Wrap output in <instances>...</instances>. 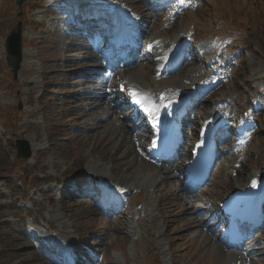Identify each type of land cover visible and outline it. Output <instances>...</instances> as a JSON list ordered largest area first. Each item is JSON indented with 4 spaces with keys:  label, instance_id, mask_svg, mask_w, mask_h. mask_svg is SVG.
Segmentation results:
<instances>
[{
    "label": "rangeland",
    "instance_id": "obj_1",
    "mask_svg": "<svg viewBox=\"0 0 264 264\" xmlns=\"http://www.w3.org/2000/svg\"><path fill=\"white\" fill-rule=\"evenodd\" d=\"M35 2L30 0L19 7L15 0H0V264H48L32 242H39V248L52 258L53 251L59 250L54 243L57 238L72 250L73 257L77 256V248L84 256L82 262L69 259L70 264H245L243 259L231 257V253L239 252L231 251L227 256L220 240L214 241L209 235L204 237L198 226L202 223L192 211H196L194 206L202 209L207 201H218L228 191L247 184L256 169L264 168V125L261 123L262 128L258 130L256 124L255 137L247 149L243 146L245 163L238 166L240 148L238 159L231 165L225 162L218 166L211 184L197 194L198 202L189 208L192 203L184 201L185 194L176 192L179 178L173 173V165L171 170L166 168L165 171H170L168 174H160L155 179L151 176L158 173L156 168L140 160L137 153L132 155L128 151L135 150L134 143L124 142L122 131L115 129L117 126L108 127L114 121L113 116L104 126L108 129L99 128L107 116L89 104L88 94L83 96L87 88L89 93L96 84H85L84 76L87 78L88 74L78 72L84 69L82 59L88 55L84 50L88 51L89 45L85 43L84 50L79 48L77 41L73 42L77 35L63 33V27L58 26L60 22L53 15L32 12ZM120 3L122 7L127 6L126 11L130 5L148 19L152 17L148 21L149 26L153 24L152 39L161 35L169 41L181 33L194 32L197 41L194 48L200 53L197 58L205 57V66L211 63V58L219 57L213 52L216 34L230 35L237 40V45L221 51L222 62L213 69L217 72L223 69L222 75L227 74L223 78L229 77L228 82L204 109L193 115L194 123L209 110L211 103L222 99H228L225 105L231 114H244V110H252L250 101L256 97L264 112V88L259 92L264 81V0L196 2L197 6L177 15L172 30L161 22L164 17L151 16L141 0ZM19 22L23 24V49L29 55L15 78L6 63L5 41ZM97 57L84 60L91 64L92 58ZM191 57L196 58V54ZM147 64L134 67L125 76L141 77L149 82L146 85L155 88V68H151V61ZM203 65L198 63L178 71L167 83L185 86L186 74L200 67L204 70ZM97 95L102 92L97 91ZM261 119L264 113L260 116L262 122ZM192 128L186 133L191 134ZM18 139L26 140L31 147L29 159L17 157L15 141ZM231 143L236 147V141ZM96 162L102 165V177L108 179V185L120 181L141 182L138 188L129 189V209L117 219L102 214V205H99L102 193L95 191L91 181L89 186L87 181H81L83 190L92 192L91 196H82V188L74 187L79 180L97 175L90 170ZM24 176L35 189L29 190L32 186L26 184ZM46 176L52 177L53 182L48 183ZM164 177H169L167 181L171 184L167 182L165 186L171 196L160 207L164 213L154 211L163 227L164 236H161L144 207L147 203H157L160 194L157 190L149 191L148 186ZM160 190L164 192L165 187ZM168 218L169 222L165 223ZM197 219L200 224L195 223ZM209 224L208 228L215 225L212 221ZM221 234L218 231L216 237L221 238ZM254 239L249 248L252 264H264V229Z\"/></svg>",
    "mask_w": 264,
    "mask_h": 264
},
{
    "label": "bare ground",
    "instance_id": "obj_2",
    "mask_svg": "<svg viewBox=\"0 0 264 264\" xmlns=\"http://www.w3.org/2000/svg\"><path fill=\"white\" fill-rule=\"evenodd\" d=\"M87 14H91L90 12L89 13H87ZM93 15V14H92ZM119 18L121 19V20H123V18L121 17V16H119ZM96 30V29H95ZM94 30V31H95ZM93 31V32H94ZM89 33H92V32H89ZM87 44V43H86ZM90 44V43H89ZM90 46H91V44H90ZM92 47V46H91ZM29 54H27V53H25L24 54V60H25V62H26V59L28 58L27 56H28ZM96 61H98L99 62V64H89V65H91V66H93V67H91V69L90 70H88V72H83L82 74H89V73H91V71H92V69H95V70H93V71H96L97 72V77L96 78H93V80H96L95 81V87H94V89H93V91H91V92H89L88 93V88L84 91V93H83V96H87V94L89 95V98L87 99V101L89 102V104L90 105H92V106H96V109H101L102 111H103V115L104 116H107L106 117V119H104V120H102L100 123H99V128L100 129H102V128H105V129H108V127L111 129L112 128V126H110V125H113V126H117L115 129L116 130H118V128L120 129V131H122V134H121V137L123 138V141L124 142H126V143H129V145H131V141H132V138H131V136H130V134H129V132H128V129H127V125H125V120L126 119H130L129 117H127V116H121V115H118L117 113H118V111H116V106H113V105H111V102L109 101V99H108V94H107V91H109L110 89H111V84H110V82H106L105 81V79H104V77L102 78L101 77V75H100V73H101V69H103V67L101 66V64H102V59H101V57L100 56H98L97 58H92V61L91 62H96ZM92 74V73H91ZM87 79H89V75L87 76ZM102 80V81H101ZM140 80H142L141 79V77L139 78V80H138V78L137 77H135V79H132V84H136V85H139V82H140ZM86 83H91V81H89V82H85V84ZM100 84V85H99ZM86 87V86H85ZM133 87V86H132ZM165 87V86H164ZM164 87L163 88H159L158 87V91H160V93L161 92H163L164 90ZM136 88H138V87H136ZM97 91H100V92H102L103 94H105V95H97ZM141 89H135V93L137 94V96H139L140 97V100H141V102H142V104H144V105H149L152 101H154V100H159V99H157V97L155 98V97H150V98H147L146 96H144L143 94H141ZM95 92V93H94ZM166 92V96H165V98L162 100V101H160L159 100V102H157V103H155L153 106H154V108H153V110H154V114L152 115V117L154 118L157 114H158V121H162V119L165 117L163 114H162V112H165L166 114H172V112H170V110L171 109H165L164 108V103L168 100V99H175L174 100V102L175 103H177L178 102V96H180V94H176V93H178V89H175L174 91H169L168 89H167V91H165ZM159 93V94H160ZM191 93V92H190ZM119 95H120V93H119ZM107 97V98H106ZM167 97H170V98H167ZM185 98H188V96L187 95H185ZM163 101H164V103H163ZM152 106V105H151ZM127 107V106H126ZM171 108H173V103H172V107ZM216 114H223L221 111H212L210 114H209V116H205V118L207 117V119H208V121L207 122H209L210 120H212L213 119V117H214V115H216ZM115 115H117V118H115L114 119V121H112L111 120V122L109 123V125H108V127L106 128V127H104L106 124H107V120H108V118L110 117V116H115ZM144 120L145 121H148L147 120V118H144ZM157 121V122H158ZM101 126V127H100ZM142 126L143 127H146V125L145 124H142ZM111 131V130H110ZM114 132V131H113ZM120 133V132H119ZM123 136H126V138L125 137H123ZM118 137H119V135H118ZM120 137V138H121ZM124 148V147H123ZM130 148H132L131 146H130ZM129 148V149H130ZM127 151V150H126ZM129 152L131 151L132 152V155L133 154H135L136 152L135 151H132V150H128ZM129 152H128V154H129ZM130 152V153H131ZM134 152V153H133ZM146 155H148L149 156V152L146 150ZM138 158L140 159V160H142L143 162L144 161H146V160H144L143 158H141L140 156H138ZM151 165V164H150ZM150 167H154V168H157V172H158V175L159 174H161V175H165L166 173L168 174L169 173V171H165L164 170V168H159V167H155L154 165H151ZM97 169H100V170H97ZM103 168H102V165H100L99 164V162H96L95 163V165L94 166H92L91 168H90V170L91 171H93V172H96V173H98V175H102L103 173H102V170ZM152 171V170H151ZM155 176H156V174H155ZM253 177V176H252ZM251 177V178H252ZM128 178V177H127ZM250 178V179H251ZM166 179H168V177L167 178H165L164 180V183L166 184L167 182H166ZM117 188H119L120 186L121 187H123V188H134V189H136L137 187H139L140 186V182H138V183H131V184H128L126 181L125 182H117ZM256 184L257 185H259V186H261L262 187V189H263V191H264V178L262 177V178H259L258 179V181L256 182ZM159 186V184L158 185H156L155 186V188H157ZM150 187V186H149ZM151 188V187H150ZM116 191V190H115ZM199 199V198H198ZM184 201H190V203H192V207L191 208H193V206L195 205V201L194 200H192L190 197H188L187 198V200H184ZM196 209V208H195ZM152 210V211H151ZM146 211L147 212H149V211H151V214L153 215V220H154V222H155V224H156V226L159 228V230H160V232H163V228L161 227V225L159 224V222H158V218H157V216L154 214V211H153V205L151 204V203H149L148 205H147V207H146ZM160 212H161V209L159 210ZM191 211V210H190ZM189 211V212H190ZM193 212V214H197V210L196 211H192ZM191 212V213H192ZM190 213V215H192ZM187 215V214H186ZM188 216V215H187ZM170 219V218H169ZM196 219V218H195ZM192 220V219H191ZM167 222H169V220H166L165 221V223H167ZM195 223L196 224H199V222H198V220L197 221H195ZM192 224H193V222H192ZM194 225V224H193ZM198 226H200V225H198ZM196 229V228H195ZM238 255H241V254H239V253H234V254H232L231 253V256H238Z\"/></svg>",
    "mask_w": 264,
    "mask_h": 264
},
{
    "label": "water",
    "instance_id": "obj_3",
    "mask_svg": "<svg viewBox=\"0 0 264 264\" xmlns=\"http://www.w3.org/2000/svg\"><path fill=\"white\" fill-rule=\"evenodd\" d=\"M24 0H19V2H22ZM7 48H8V60L9 63L14 67L15 73L20 68V62H21V38H20V27L18 26L11 36L9 37V40L7 42ZM17 149L19 152V156L28 158L31 155L30 148L28 144L25 141H18L17 143Z\"/></svg>",
    "mask_w": 264,
    "mask_h": 264
},
{
    "label": "trees",
    "instance_id": "obj_4",
    "mask_svg": "<svg viewBox=\"0 0 264 264\" xmlns=\"http://www.w3.org/2000/svg\"><path fill=\"white\" fill-rule=\"evenodd\" d=\"M1 237V236H0ZM2 238H0V241H1ZM1 243V242H0Z\"/></svg>",
    "mask_w": 264,
    "mask_h": 264
},
{
    "label": "snow or ice",
    "instance_id": "obj_5",
    "mask_svg": "<svg viewBox=\"0 0 264 264\" xmlns=\"http://www.w3.org/2000/svg\"><path fill=\"white\" fill-rule=\"evenodd\" d=\"M255 186V185H254Z\"/></svg>",
    "mask_w": 264,
    "mask_h": 264
}]
</instances>
